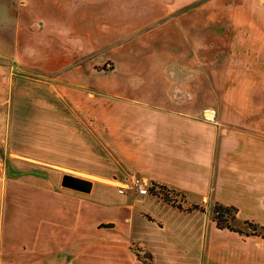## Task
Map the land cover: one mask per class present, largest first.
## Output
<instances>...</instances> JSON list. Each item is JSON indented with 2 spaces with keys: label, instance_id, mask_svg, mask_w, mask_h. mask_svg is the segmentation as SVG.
<instances>
[{
  "label": "crops",
  "instance_id": "crops-1",
  "mask_svg": "<svg viewBox=\"0 0 264 264\" xmlns=\"http://www.w3.org/2000/svg\"><path fill=\"white\" fill-rule=\"evenodd\" d=\"M177 1L0 0V26L13 29L15 50L10 59L20 75L27 69L59 72L55 86L57 97L67 104V112L72 109L89 120L94 135L114 157L110 171L98 172L101 177H111L116 183L134 175L143 176L160 190L181 199L180 205H174L153 195L133 193L139 198L138 215L147 222L143 224H147V236H144L150 243L148 246L192 245L191 239L198 238L201 251L209 255L213 236L207 235V229H211L217 235H232L264 248L263 238L218 227L208 214L217 205L231 207L236 209L235 221H250L264 227V0H233L232 3L222 0L227 5L236 3L241 53L236 70L237 92H231V84H226L227 88L215 99L214 105L197 107L179 97L171 98L170 102L138 99L62 77L68 71L67 63L99 46L97 38L111 36L112 22L139 20L142 15L153 20L161 13L171 12L170 5ZM181 2L182 6L189 3ZM87 38L93 40L87 41ZM79 67L72 69L73 78L80 79V69L86 68ZM5 80L0 77L1 90ZM203 80L193 77L180 83L198 86L199 81L207 83ZM23 94V91L18 93L20 98L30 101L31 108L35 107L40 116H49L48 111H53L47 96ZM10 101L8 96L0 95V107L8 102L5 108H0L3 116L11 109ZM10 116L5 117L10 119ZM45 146L33 138L20 146L0 142V207L4 198L17 193L15 189H8L6 180L16 181L21 175L13 169L12 178L7 177L3 166L37 162L52 166V161H43L44 157L39 154ZM121 173H127L128 177H113ZM48 191L44 190V194ZM69 226L62 216L55 214L53 206L45 207L40 218L35 217L29 250L46 255L45 262L34 257L35 263L84 264V237L73 238L71 246L64 250H71L70 261L60 256L55 260L54 247L57 243L63 244ZM150 247L148 252L154 256L155 251ZM14 249L11 239L6 241L3 237L0 223V264H15ZM246 261L243 255L235 253L234 260L228 257L222 263L249 264Z\"/></svg>",
  "mask_w": 264,
  "mask_h": 264
},
{
  "label": "rangeland",
  "instance_id": "rangeland-1",
  "mask_svg": "<svg viewBox=\"0 0 264 264\" xmlns=\"http://www.w3.org/2000/svg\"><path fill=\"white\" fill-rule=\"evenodd\" d=\"M181 1L184 0L170 5L171 12L161 13L153 20L142 15L139 20L112 22L111 36L97 38L99 46L67 63L68 71L62 77L138 99L169 101L179 97L197 107L214 105L228 83L231 92L236 93L237 61L241 53L236 3L186 0L189 3L182 6ZM14 50L13 29L0 26V77L6 79L0 95L11 100V109L5 113V116L11 115L10 119L0 114V142L20 146L33 138L34 142L47 144L39 154L44 157L43 161L53 163L52 166L43 162L3 166L9 178L13 169L21 174L16 181L6 180L8 189H15L17 193L4 198L0 207L3 237L6 241L11 239L15 247V264H41L35 263L36 256L41 258L39 261H46L44 252L31 253L29 243L33 240L35 217L40 218L45 207L51 206L57 216H62L63 222L76 225V228H67L62 245H55V260L60 256L70 261L71 250H64L71 246L73 238L84 237V264H144L147 256L151 264H223L228 257L234 260L235 253L243 255L249 264H264V248L232 235L218 236L211 229H207V235L213 236L208 246L209 255L201 251L198 238L191 239L192 245L148 246L150 243L144 236H147V224H143L147 222L138 215L140 205L136 201L139 198L133 194L134 190L122 189L111 177L106 179L98 173L110 171L114 157L94 135L89 120L72 109L67 112V104L57 97L55 86L59 72L27 69L20 75L10 59ZM83 61L85 63L80 64ZM78 66H86L80 69V79L73 78V70ZM193 77L203 78L207 83L199 81L198 86L180 83ZM20 91L23 96H47L48 106H52L53 111H48L49 116H40L35 107L31 108L30 101L19 97ZM7 105L8 102L0 108ZM66 173L93 182L92 192L61 185V177ZM113 177L124 179L128 175L121 173ZM44 190L49 193L44 194ZM158 197L180 205L181 199L171 192L161 189ZM215 210L216 207L212 208L208 214L216 223L240 227L245 233L254 231V235L264 239V227L254 222H251L253 226L235 221L232 210ZM110 223L113 226H108ZM149 247L155 251L154 256L148 252Z\"/></svg>",
  "mask_w": 264,
  "mask_h": 264
},
{
  "label": "built area",
  "instance_id": "built-area-1",
  "mask_svg": "<svg viewBox=\"0 0 264 264\" xmlns=\"http://www.w3.org/2000/svg\"><path fill=\"white\" fill-rule=\"evenodd\" d=\"M122 189H133L140 195L149 194L158 197L160 195V187L149 181L143 176H133L129 181L118 182ZM160 190V191H159Z\"/></svg>",
  "mask_w": 264,
  "mask_h": 264
},
{
  "label": "water",
  "instance_id": "water-1",
  "mask_svg": "<svg viewBox=\"0 0 264 264\" xmlns=\"http://www.w3.org/2000/svg\"><path fill=\"white\" fill-rule=\"evenodd\" d=\"M61 185L84 192H89L92 188V182L90 180L68 173L62 175Z\"/></svg>",
  "mask_w": 264,
  "mask_h": 264
},
{
  "label": "trees",
  "instance_id": "trees-1",
  "mask_svg": "<svg viewBox=\"0 0 264 264\" xmlns=\"http://www.w3.org/2000/svg\"><path fill=\"white\" fill-rule=\"evenodd\" d=\"M215 207H216V210H215L216 212H219V210H232V211L234 212V214H235V211H236L235 208L224 207V206H221V205H217V206H215ZM232 218L235 219V215H234ZM245 223L254 226V223H251L250 221H245ZM216 224H217L218 227H227V228L230 229V230H236V231H238L239 233H245L243 230H241V229H235V228L232 227L231 225H225V226H222V225H220L218 222H217ZM245 234H246V235H248V234H254V231H252V232H248V233H245ZM143 263H144V264H151V262H150V257L147 256V259H144V260H143Z\"/></svg>",
  "mask_w": 264,
  "mask_h": 264
}]
</instances>
